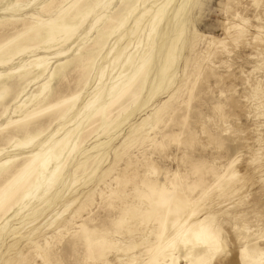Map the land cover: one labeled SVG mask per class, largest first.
Instances as JSON below:
<instances>
[{"label": "bare ground", "instance_id": "obj_1", "mask_svg": "<svg viewBox=\"0 0 264 264\" xmlns=\"http://www.w3.org/2000/svg\"><path fill=\"white\" fill-rule=\"evenodd\" d=\"M113 1L0 0L1 229L11 215L18 216L32 201L47 196L77 147L93 133L97 136L106 131L139 98L146 85L158 24L163 18V3ZM143 21L147 22L144 29ZM237 28L240 24L230 25L229 35L235 42L243 43L249 36L248 30L243 28L233 34ZM173 65L169 50L164 56L162 73ZM263 90L264 80L260 78L254 92L259 94ZM193 96L194 88L190 99L181 104L185 108L174 112L173 123L178 118L186 125L190 118L203 116V111H196L193 116ZM262 102L253 105L258 109L264 106ZM222 105L213 106L220 118L224 117L220 112ZM152 141L158 148L163 144L154 138ZM232 167L229 165L224 173L212 171L218 182L201 187L202 193L199 191V196L194 197L188 190L199 188L202 177L191 181V185H177L179 176L173 170L171 189L164 177L143 174L141 183L145 188L135 185L130 192L137 197L136 201L126 198L130 195L127 191L120 192L123 187H116V215L110 219L107 216L108 223L93 226L84 221L73 231L62 228L57 218L69 209L73 203L70 200L55 210L45 225L53 226L50 229L60 235L67 231L72 236L69 245L83 248L87 264H110L111 251L116 252L118 264H264V232H250L239 223L243 212L236 210L237 206L225 207L228 202L219 199L223 192L217 193V199L202 201L215 187L219 190L222 177L236 176ZM153 168L150 165L148 170ZM115 180L117 186L123 182L120 176ZM75 182L76 179L72 183ZM114 196L110 189L109 197ZM117 199L121 202L117 203ZM217 212L221 214L214 217ZM226 223L233 230L228 235L233 250L222 234ZM102 232L116 233V240Z\"/></svg>", "mask_w": 264, "mask_h": 264}, {"label": "rangeland", "instance_id": "obj_2", "mask_svg": "<svg viewBox=\"0 0 264 264\" xmlns=\"http://www.w3.org/2000/svg\"><path fill=\"white\" fill-rule=\"evenodd\" d=\"M156 1L163 3V18L158 24L156 47L142 93L106 131L97 136L93 133L77 147L47 196L32 201L18 216L8 218L6 227L0 228V264H87L82 256L83 248L69 245L72 236L67 231L60 235L50 229L53 226L45 225L56 211L71 200L69 209L57 218L62 228L73 231L84 221L102 226L116 215V187H123L120 192L128 193L138 185L145 188L141 183L145 174L164 177L170 187L173 170L179 176L177 185L187 186L191 181L204 179L201 181L205 185L201 183L200 189L197 186L198 191L188 190L194 197L218 182L216 171L224 173L232 165L236 176L222 177L219 190L215 187L202 201L217 199V193L223 192L219 199L228 202L225 207L237 206L236 210L245 215L239 223L250 232H264V106L256 109L253 105L257 101L264 104V92H254L259 79L264 80V68L260 69L264 61V0L258 3L255 0H148L147 3ZM145 23L141 28L146 27ZM233 23L240 24L233 34L243 28L248 30L249 38L243 43L230 37L229 27ZM169 50L174 65L163 74L164 56ZM193 88L190 103L193 116L196 111H203V116H192L186 125L178 118L173 123L171 117L178 109L185 108L181 104L190 99ZM218 103L223 104L222 118L214 109ZM173 132L180 135L173 136ZM152 138L163 142L160 148ZM150 165L155 167L152 171L148 170ZM78 166V172L73 175ZM116 176L123 180L118 186ZM229 186L234 188L222 190ZM110 189L115 192V198L109 197ZM131 193L126 198L136 201L137 197ZM118 202L121 200L117 199ZM220 214L217 212L214 217ZM39 227L44 228L39 230ZM259 227L262 228L257 230ZM231 232V225L226 223L222 234L228 248L233 250L228 236ZM102 234L116 240V233ZM108 257L110 264H118L115 251Z\"/></svg>", "mask_w": 264, "mask_h": 264}]
</instances>
